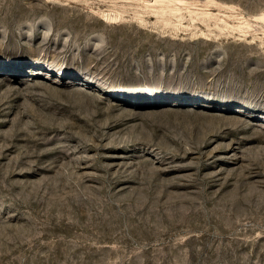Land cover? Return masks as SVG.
Returning a JSON list of instances; mask_svg holds the SVG:
<instances>
[{"label": "rangeland", "instance_id": "374dc122", "mask_svg": "<svg viewBox=\"0 0 264 264\" xmlns=\"http://www.w3.org/2000/svg\"><path fill=\"white\" fill-rule=\"evenodd\" d=\"M0 264H264V0H0Z\"/></svg>", "mask_w": 264, "mask_h": 264}]
</instances>
